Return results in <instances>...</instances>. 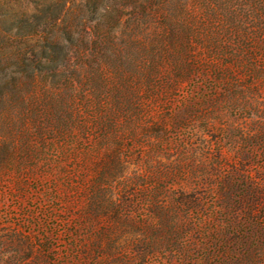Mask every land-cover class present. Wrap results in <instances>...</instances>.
Instances as JSON below:
<instances>
[{
    "label": "rangeland",
    "instance_id": "374dc122",
    "mask_svg": "<svg viewBox=\"0 0 264 264\" xmlns=\"http://www.w3.org/2000/svg\"><path fill=\"white\" fill-rule=\"evenodd\" d=\"M62 1L0 0V264H264V0Z\"/></svg>",
    "mask_w": 264,
    "mask_h": 264
},
{
    "label": "trees",
    "instance_id": "16d2710c",
    "mask_svg": "<svg viewBox=\"0 0 264 264\" xmlns=\"http://www.w3.org/2000/svg\"><path fill=\"white\" fill-rule=\"evenodd\" d=\"M66 3L67 1L63 0L61 3H60V13H58V20L61 21V22H66V21H69L70 18L66 17L67 16V9L66 8ZM120 19V15H117V14H114L110 17V20L112 22H115L117 23L118 20ZM26 33L25 34H22V38H24V41H27L28 38H31V37H36L37 39H41V38H48V34L49 32H46V29L45 28H28L26 27ZM59 36L58 35H53V39H57ZM19 62L20 64H24L25 66H29L28 63H25V59L24 58H20L19 59ZM37 64L40 62L39 60H36L35 61ZM40 65V63L38 64ZM33 75L34 74H30L31 78H33ZM29 76V77H30Z\"/></svg>",
    "mask_w": 264,
    "mask_h": 264
}]
</instances>
